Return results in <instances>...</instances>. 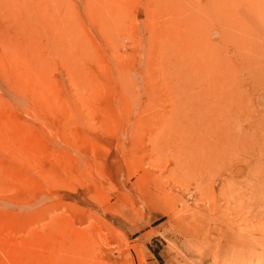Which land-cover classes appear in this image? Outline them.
<instances>
[{
	"label": "rangeland",
	"instance_id": "obj_1",
	"mask_svg": "<svg viewBox=\"0 0 264 264\" xmlns=\"http://www.w3.org/2000/svg\"><path fill=\"white\" fill-rule=\"evenodd\" d=\"M0 264H264V0H0Z\"/></svg>",
	"mask_w": 264,
	"mask_h": 264
},
{
	"label": "bare ground",
	"instance_id": "obj_2",
	"mask_svg": "<svg viewBox=\"0 0 264 264\" xmlns=\"http://www.w3.org/2000/svg\"><path fill=\"white\" fill-rule=\"evenodd\" d=\"M219 126L220 125L217 124L216 121L210 122L209 124L206 125L205 129L200 131V135L198 133V136H199V142H198L199 147L197 146L198 149L196 150V152L191 149L189 151V153H188L189 154L188 155L189 156L188 160H189L190 164H192L191 167L193 166V164H195L198 161H200L199 163L202 164L203 161L205 160V158H206V160H208V158L211 159L210 155H212L211 152L213 150H215V147H209V146H212V145L215 144V142H214L216 140V136L215 135L217 134V129L219 130ZM193 134L195 135V133L192 131L190 136L191 137L194 136ZM190 141H192V139ZM217 151H218V147L216 148V153L213 152V153H215V157L212 158V159H215L217 157V154H218ZM196 160H198V161H196ZM197 165H199V164H197ZM194 166H196V164ZM242 173H243V170L238 167V169H237L238 176H240ZM189 235L192 236L191 233Z\"/></svg>",
	"mask_w": 264,
	"mask_h": 264
}]
</instances>
